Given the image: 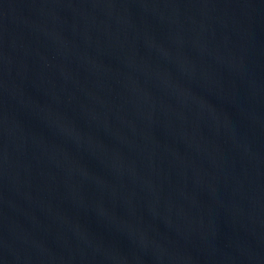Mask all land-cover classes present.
<instances>
[{
  "label": "water",
  "instance_id": "water-1",
  "mask_svg": "<svg viewBox=\"0 0 264 264\" xmlns=\"http://www.w3.org/2000/svg\"><path fill=\"white\" fill-rule=\"evenodd\" d=\"M0 264H264V0H0Z\"/></svg>",
  "mask_w": 264,
  "mask_h": 264
}]
</instances>
